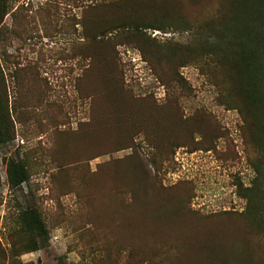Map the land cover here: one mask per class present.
<instances>
[{"label": "rangeland", "instance_id": "obj_1", "mask_svg": "<svg viewBox=\"0 0 264 264\" xmlns=\"http://www.w3.org/2000/svg\"><path fill=\"white\" fill-rule=\"evenodd\" d=\"M244 1L264 16V0H8L0 264H264V232L247 216L264 215V150L224 84L234 70L205 46ZM10 157L28 169L18 189ZM140 181L149 201L174 200L176 232L140 224ZM27 206L49 239L15 255ZM164 206L151 214L170 226Z\"/></svg>", "mask_w": 264, "mask_h": 264}, {"label": "trees", "instance_id": "obj_2", "mask_svg": "<svg viewBox=\"0 0 264 264\" xmlns=\"http://www.w3.org/2000/svg\"><path fill=\"white\" fill-rule=\"evenodd\" d=\"M7 13L8 0H0V25ZM220 22L222 28L220 32L217 31L215 41L206 40L205 46H208L211 54L219 56V59L225 61L234 70L231 77L229 75L228 79H224V84H229L230 79L233 81L232 85L236 86L235 92L240 96L239 104L253 119L256 129L254 140L264 150V16L247 8L244 1L242 6ZM12 127L6 104L0 99V144H6L13 139ZM261 166L259 165L258 171L262 173ZM6 174L8 183L13 189L20 188L29 178L26 163L16 157H10L6 161ZM140 184L142 186L140 191H137L136 209L139 210L141 217L146 218H142L140 224L144 220L149 222L152 227L147 226V228L150 231L154 230L155 233L176 232L180 222H177L178 211L175 212L174 200L170 197H158L149 201V196L143 191L144 184L141 181ZM252 199L255 208L262 204L258 197ZM160 204L166 205L164 207L172 206L175 214L172 225L166 226L156 222L160 216L153 217L151 214L154 207L162 208ZM247 216L261 232H264V215L261 211L252 214L249 209ZM19 219L25 234H23L24 240L20 241L17 247L15 246L14 254L42 248L44 242L49 239V233L38 208L32 206L23 208Z\"/></svg>", "mask_w": 264, "mask_h": 264}]
</instances>
